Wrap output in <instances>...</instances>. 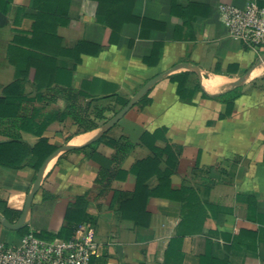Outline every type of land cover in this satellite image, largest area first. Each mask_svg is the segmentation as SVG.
<instances>
[{
  "label": "crops",
  "instance_id": "crops-1",
  "mask_svg": "<svg viewBox=\"0 0 264 264\" xmlns=\"http://www.w3.org/2000/svg\"><path fill=\"white\" fill-rule=\"evenodd\" d=\"M222 4L245 0H120L108 19L70 0L66 26L18 43L37 11L0 10V98L14 84L6 103L23 109L0 137L53 150L18 230L1 221H19L39 170L0 166L1 242L60 239L79 202L91 264H264V51L229 36Z\"/></svg>",
  "mask_w": 264,
  "mask_h": 264
},
{
  "label": "trees",
  "instance_id": "trees-1",
  "mask_svg": "<svg viewBox=\"0 0 264 264\" xmlns=\"http://www.w3.org/2000/svg\"><path fill=\"white\" fill-rule=\"evenodd\" d=\"M69 1L70 0H31L33 9L37 11L36 15H33L35 23L32 26V33L14 32V41L16 43L19 41L25 42L26 40V42H29L30 37L36 36L37 33L43 30H55L58 26H66L68 24ZM95 1L98 2V14H101L106 19H108V17L111 18V16H116L115 11H108L106 9H109L112 6L114 7L115 1L119 2L120 0ZM8 7H10V0H0V10L4 11ZM13 10L19 14L23 12L21 9L11 6L10 11ZM12 49L13 48L9 49L8 55H11ZM15 89L16 86L11 84L3 90L4 96L0 98V120L17 118L18 121L20 112H23L21 107L8 105L6 103L7 99L16 96ZM65 94L66 99L69 102V106H66L65 109L66 115L71 117L76 124L84 125L83 121L80 119L82 114L81 108H77L74 103L77 100L78 95L73 96L71 91L65 92ZM97 116H99V114ZM92 126L93 125H91V127ZM18 128H22V125ZM52 152L53 150H50L47 147L46 142L43 140H41L35 148L31 149L17 135L6 134L0 137V166L2 167L20 169L25 166H30L38 171ZM145 163L147 164L148 162ZM66 221L67 225H70L71 223H74V225L72 227L70 226L68 230L65 228L58 235V237L63 240L70 239L77 226L89 222L90 219L84 214L81 209V204L78 202L68 210ZM65 233L68 234L66 235ZM34 236L39 239L43 238L42 235ZM53 240L54 237H49L48 239L49 242Z\"/></svg>",
  "mask_w": 264,
  "mask_h": 264
},
{
  "label": "built area",
  "instance_id": "built-area-1",
  "mask_svg": "<svg viewBox=\"0 0 264 264\" xmlns=\"http://www.w3.org/2000/svg\"><path fill=\"white\" fill-rule=\"evenodd\" d=\"M218 14L231 38L264 51V6L258 0H245L243 7L222 4ZM93 237L91 226L83 223L68 240L46 242L27 234L17 246L0 241V264H90L99 248Z\"/></svg>",
  "mask_w": 264,
  "mask_h": 264
},
{
  "label": "water",
  "instance_id": "water-1",
  "mask_svg": "<svg viewBox=\"0 0 264 264\" xmlns=\"http://www.w3.org/2000/svg\"><path fill=\"white\" fill-rule=\"evenodd\" d=\"M128 109V106H125L123 109H121L115 116L113 119H111L107 124L106 127H109L111 125H113L115 122H117L122 115L126 112V110ZM46 162L42 165V167L39 169L38 174H37V179L35 181V185L34 188L32 189L31 193L28 195L25 205H24V209L22 211L21 217L19 219V221L15 224H11L9 222H7L5 219H3L1 221L2 225L8 229L11 230H18L20 228H22L24 226V224H26V218L27 215L29 213V209H30V204L32 202V199L35 195V193L37 192V190L40 187V183H41V176H42V172H43V168L45 166Z\"/></svg>",
  "mask_w": 264,
  "mask_h": 264
}]
</instances>
